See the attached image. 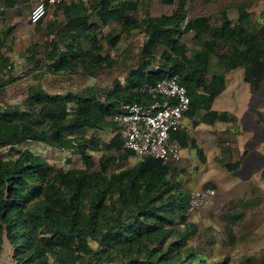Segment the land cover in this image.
<instances>
[{
	"label": "trees",
	"instance_id": "1",
	"mask_svg": "<svg viewBox=\"0 0 264 264\" xmlns=\"http://www.w3.org/2000/svg\"><path fill=\"white\" fill-rule=\"evenodd\" d=\"M175 1L178 5L171 15L148 13L142 22L130 15L144 3L172 5ZM187 1L95 0L90 11H75L73 5L64 3L57 6L64 9V21L42 20L36 25L35 32L48 29L54 39L31 43L29 58L36 70L55 75L80 70L95 75L115 67L112 51L120 36L102 33V26L112 20L119 22L123 32L143 25L148 40L138 66L124 80H115L109 90L75 95L33 89L22 103L0 107V150L25 141L41 142L63 151L77 150L84 162L82 168L64 170L28 149L12 159L0 155V239L12 243L18 264H208L188 243L199 230L187 223L190 195L179 179L184 170L150 156L117 169L120 159L137 154L124 149L119 125L112 119L122 102L150 100L140 89L166 78L178 77L188 89L191 109L186 118L199 117L196 126L237 122L236 115L212 110L215 99L227 88L230 71L243 67L252 92L260 89L264 20L255 31L253 17L243 4L236 7V21L227 11L219 25L209 16L187 19ZM91 16L101 25L90 24ZM13 30L7 28L4 38ZM187 33H194L200 45L191 55L183 41ZM81 40L90 48L83 49ZM7 46L0 42V70L11 61L5 52L12 54V48L6 50ZM159 49L161 68L152 70ZM103 128L115 129L111 141L76 136L81 130ZM182 128L171 138L188 148L187 130ZM103 149L112 155L104 157L98 168L89 150ZM225 166L230 171L238 167Z\"/></svg>",
	"mask_w": 264,
	"mask_h": 264
},
{
	"label": "rangeland",
	"instance_id": "2",
	"mask_svg": "<svg viewBox=\"0 0 264 264\" xmlns=\"http://www.w3.org/2000/svg\"><path fill=\"white\" fill-rule=\"evenodd\" d=\"M14 3L16 5L10 7L4 0L0 2V42L4 41L9 45L6 50L12 48V54H9L8 50L5 52L11 61L0 70L3 83L0 87V107L22 103L33 89H41L49 94L75 95H85L94 89L99 94L109 90L115 80H124L129 70L137 67L140 62L143 46L148 40L145 27L140 25L123 32L119 22L113 20L102 33L120 36L112 51V57L117 61L115 67L106 68L95 75L86 74L83 70L58 75L40 72L34 67V61L30 60L28 48L34 41L42 43L47 38L54 39V34L47 33L48 29L35 32L36 25L30 22L33 8L29 0H17ZM152 3H156L153 4L155 7L149 9ZM152 3L147 4L149 6L146 3L140 5L137 11L130 15L142 22L148 13L154 16L171 15L178 5L176 1L172 5ZM241 4L251 13L253 28L257 31L264 20V0H188L187 19L209 16L219 25L222 13L227 11L231 20L236 21V7ZM48 16L44 22L48 21ZM14 20L21 26L24 22L28 23L31 36L13 30V42L10 43L9 38H4L3 30L12 26ZM194 38V33H187L183 38L189 55L192 51L200 49ZM81 46L83 49L90 48L86 40H81ZM161 53V49L155 52V63H162ZM213 66V69L218 71L219 68ZM212 110L227 111L236 115L240 117V123L233 122L234 126H231V122L223 123L225 127H229L226 132L221 130L225 127L218 125L210 128L202 123L196 126L195 122L200 118L194 117L193 120L188 116L184 120L183 128L187 130L185 140H188L190 146L182 148L176 142L180 146L181 160L174 162V165L184 170L179 178L184 184V190L189 195L200 189L212 188L216 191L215 198L201 211L186 213L187 223L195 225L199 230L198 234L189 240V246L196 248L207 259L208 264H242L247 260L264 264V157H260V175L256 176L255 173L253 178V173H246L241 164V155L247 152L249 156L252 153L264 155V82L259 90L252 92L250 85L245 81L243 67L230 71L227 74V88L215 99ZM115 135L114 128L85 129L76 133V136L94 137L105 142L111 141ZM27 149L41 155L57 169L84 167L77 150L63 151L41 142L25 141L14 148L0 150V155L4 159H12L18 157L20 151ZM89 153L98 168L104 157L112 155V152L106 149L89 150ZM140 159L137 155L120 159L116 168L131 167ZM226 164H236L238 167L230 171ZM179 221L177 218V222ZM179 227L183 231L186 229L184 224H179ZM173 240L175 238L169 239ZM0 264H18L13 245L8 239H0Z\"/></svg>",
	"mask_w": 264,
	"mask_h": 264
},
{
	"label": "built area",
	"instance_id": "3",
	"mask_svg": "<svg viewBox=\"0 0 264 264\" xmlns=\"http://www.w3.org/2000/svg\"><path fill=\"white\" fill-rule=\"evenodd\" d=\"M73 0H39L30 15V22L37 25L48 15L50 8ZM161 68L153 63L152 70ZM151 97L147 102H122L112 116L119 125L124 139V149L140 157H153L166 163L181 160L180 146L172 141V133L178 131L191 109L188 89L178 77L166 78L155 85L140 89ZM216 196L212 188L195 190L190 195L189 213L201 211Z\"/></svg>",
	"mask_w": 264,
	"mask_h": 264
},
{
	"label": "crops",
	"instance_id": "4",
	"mask_svg": "<svg viewBox=\"0 0 264 264\" xmlns=\"http://www.w3.org/2000/svg\"><path fill=\"white\" fill-rule=\"evenodd\" d=\"M11 1H17V0H11ZM38 2H39V0H29V3H31L32 8H34ZM94 3H95V0H73L71 2H67L66 5H67V7H69L70 5H73V8L75 11H83V10L84 11H90L91 5H93ZM14 4L10 5V7L14 6ZM153 4H156V3H152L151 6H149L150 4L147 5V6H149V9H153L155 7V5H153ZM160 4H162V3H160ZM49 11H50L48 13L49 16L47 15L49 17L48 20H50L52 22H54L55 20H58L59 22L64 21V9H61L60 7H52V8H50ZM164 15H166V14H164ZM47 16L44 18V20L47 18ZM151 16H154V15H151ZM111 22L107 26H102V31L104 30V28L108 27L111 24ZM94 23H96V24L98 23L99 25H101L100 21L97 17L91 16L90 17V24H94ZM23 24L24 25L21 26V25L17 24V20H14L12 23V26H8L3 30V34L5 33V30L7 28L14 27L15 32L19 31V33L22 35H26L28 37L31 36V30H30L29 24L25 23V22ZM8 41L10 43L13 42V32H12L11 36L9 37ZM236 117L238 118L236 124H239L240 123V119H239L240 117H238V116H236ZM248 118H249V120L251 119V117H248ZM185 119H186V117H185ZM205 125H207L210 128L214 127V125L225 127L223 122H216L215 124H205ZM183 126H184V124H183ZM231 126H234L233 123ZM221 130H225L226 132H228L229 127L221 128ZM247 155H248V152L245 155L244 154L241 155V156H243L242 157L243 159L241 158V164H243L242 170H244L246 173H253L251 175L252 178L255 177L254 176L255 173H257L256 176L260 175V172H258V168L262 165L261 161H260V157H264V155H261L259 153H252V154H250V156L248 155L249 157ZM242 178H243V176H242Z\"/></svg>",
	"mask_w": 264,
	"mask_h": 264
}]
</instances>
